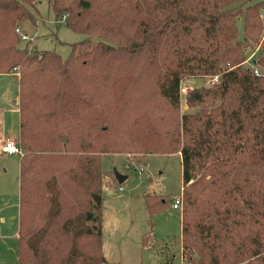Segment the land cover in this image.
<instances>
[{
  "label": "trees",
  "instance_id": "trees-1",
  "mask_svg": "<svg viewBox=\"0 0 264 264\" xmlns=\"http://www.w3.org/2000/svg\"><path fill=\"white\" fill-rule=\"evenodd\" d=\"M47 1L86 36L67 58L20 47L34 1L0 0V74L18 85L17 264H105L102 193L117 181L102 156L173 153L182 264H264V0ZM215 76L181 113L182 82ZM146 197L150 216L167 207Z\"/></svg>",
  "mask_w": 264,
  "mask_h": 264
},
{
  "label": "rangeland",
  "instance_id": "rangeland-1",
  "mask_svg": "<svg viewBox=\"0 0 264 264\" xmlns=\"http://www.w3.org/2000/svg\"><path fill=\"white\" fill-rule=\"evenodd\" d=\"M33 1L36 20L21 25L26 40L21 39L20 47L54 51L67 58L71 46L84 41L86 36L66 28L61 20L55 21L47 0ZM258 1L239 0L235 6L244 11ZM236 25L241 34L242 19H238ZM97 41V38H90L92 44ZM258 50V46L246 49L247 59L256 58ZM249 59L245 66H249ZM207 85H211L210 78H191L182 82L181 113L195 111L185 105V93ZM18 120L17 81L12 75L0 74V264H17L20 156L2 153L1 146L6 141L18 144ZM101 163L104 171L116 169L126 176L122 183L103 188L101 232L105 264H182L181 216L179 209L172 208L174 199L182 191L179 154H153L130 159L104 155ZM148 195L163 197L167 207L150 216L145 204Z\"/></svg>",
  "mask_w": 264,
  "mask_h": 264
},
{
  "label": "built area",
  "instance_id": "built-area-1",
  "mask_svg": "<svg viewBox=\"0 0 264 264\" xmlns=\"http://www.w3.org/2000/svg\"><path fill=\"white\" fill-rule=\"evenodd\" d=\"M17 31L19 32V28L17 29ZM21 39L22 40H26V36L23 35L22 33H21ZM253 72H254V74L258 73L256 69H253ZM217 81H218V76H215L212 79H210L211 83H216ZM1 152L6 154V155H16V154L21 155L17 143H14L13 141L4 142V144H2V146H1ZM179 205H180V200L177 197L173 201L172 208L173 209H178Z\"/></svg>",
  "mask_w": 264,
  "mask_h": 264
},
{
  "label": "water",
  "instance_id": "water-1",
  "mask_svg": "<svg viewBox=\"0 0 264 264\" xmlns=\"http://www.w3.org/2000/svg\"><path fill=\"white\" fill-rule=\"evenodd\" d=\"M113 173L118 184L122 183L126 179V176L118 173L116 169L113 170Z\"/></svg>",
  "mask_w": 264,
  "mask_h": 264
},
{
  "label": "crops",
  "instance_id": "crops-1",
  "mask_svg": "<svg viewBox=\"0 0 264 264\" xmlns=\"http://www.w3.org/2000/svg\"><path fill=\"white\" fill-rule=\"evenodd\" d=\"M20 156V155H19Z\"/></svg>",
  "mask_w": 264,
  "mask_h": 264
}]
</instances>
